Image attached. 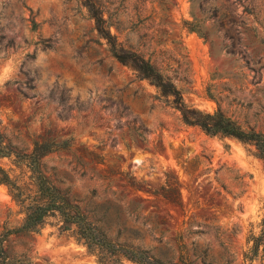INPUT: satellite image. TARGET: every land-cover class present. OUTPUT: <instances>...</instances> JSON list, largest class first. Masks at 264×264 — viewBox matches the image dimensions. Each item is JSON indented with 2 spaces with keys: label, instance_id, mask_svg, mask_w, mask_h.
<instances>
[{
  "label": "rangeland",
  "instance_id": "374dc122",
  "mask_svg": "<svg viewBox=\"0 0 264 264\" xmlns=\"http://www.w3.org/2000/svg\"><path fill=\"white\" fill-rule=\"evenodd\" d=\"M90 4L189 106L264 133V0H0V128L9 145L28 154L35 141H70L43 159L45 173L112 239L166 261L185 245L195 264H261L251 248L264 217V161L252 146L186 126L112 57ZM12 159L0 165L26 174ZM23 220L0 185V234ZM59 228L51 219L6 248L16 264H97Z\"/></svg>",
  "mask_w": 264,
  "mask_h": 264
},
{
  "label": "trees",
  "instance_id": "16d2710c",
  "mask_svg": "<svg viewBox=\"0 0 264 264\" xmlns=\"http://www.w3.org/2000/svg\"><path fill=\"white\" fill-rule=\"evenodd\" d=\"M88 7L95 22V30L98 36L106 41L112 57L121 65L131 68L139 80L147 81L155 87L160 97L180 113L186 126L197 127L208 136L235 139L244 145L252 146L257 157L264 161L263 132L244 128L220 110L206 113L189 106L184 100L183 92L152 59L126 48L120 42L118 34L112 32V27L116 25L112 23L111 18L105 19V12L101 7L95 4ZM192 24L184 21V26L190 31H195L191 27ZM115 28L120 32L117 26ZM70 148L71 143L68 140H42L33 143L30 153L20 154L9 145L0 128V159L14 158L13 164L18 169L26 170L23 176H12L0 165V185L8 188L21 214L24 215L19 228L6 229L0 234V264H16V258L6 248L10 236L38 233L51 219L59 221L60 231L71 233L78 244L85 246L96 257L97 264H124L125 261L133 264H195L185 245H180L177 261H166L129 239L120 241L118 238H110L105 229L91 220L45 173L43 159L52 153ZM178 241L180 242V238ZM252 241L251 253L257 256L261 252V264H264V217L261 234L253 237Z\"/></svg>",
  "mask_w": 264,
  "mask_h": 264
}]
</instances>
